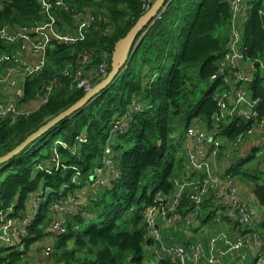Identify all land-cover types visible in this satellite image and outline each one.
I'll use <instances>...</instances> for the list:
<instances>
[{"label": "trees", "instance_id": "16d2710c", "mask_svg": "<svg viewBox=\"0 0 264 264\" xmlns=\"http://www.w3.org/2000/svg\"><path fill=\"white\" fill-rule=\"evenodd\" d=\"M65 3L80 15L90 10L99 21L94 22L85 39L75 45L54 42L48 50L45 68L37 76L23 81V101L32 100L52 80H56V84L48 102L36 112L15 120L0 119V158L82 99L86 93L75 89L78 65L83 64L84 79L88 78L93 85L100 83L95 77L103 55H108V75L117 44L147 11L140 0H65ZM52 12L60 23H71V15L62 9L53 7ZM229 18L228 0H172L156 18L114 84L11 160L5 168L6 176L0 180L3 205L15 203L17 211L39 188L51 191L41 203L39 217L29 229V236L24 239L27 250L49 237L53 240L52 264H144V210L151 205L155 193L161 191L164 196H170L172 180L184 173V155L177 139L183 136L193 118L207 120L216 109L213 93L217 83H210L209 78L224 52ZM44 22L38 0L1 1L0 27L35 28ZM263 25L257 15L244 25V38L252 57L264 58ZM17 49L18 45L0 39V54ZM136 64L142 69L139 72L134 71ZM66 72L68 75L64 74ZM262 82V77L252 81L253 97L260 101V116L264 114ZM132 100L139 102L142 111L134 116L126 133L109 138L111 123L124 114ZM249 127L240 122L238 126L225 128L222 134L226 144ZM84 133L87 141L79 145L78 138ZM56 134L66 142L67 149H57L66 168L49 171L51 173L48 168L37 170L39 162L45 167L51 162L52 150L40 154L39 150H33L35 145L42 141V146L47 147L46 140ZM107 145L117 154L119 179L111 189L90 195L83 209L85 215L65 217L64 234L47 233L44 225L48 207L62 186L70 185L73 174L70 167L80 170L82 186L92 170L101 165ZM29 148H32V156H37L36 161L30 160ZM251 158L252 155L238 159L231 165L230 172L251 184H264V172H242L239 166L234 169L239 161L247 163ZM211 206L207 200L203 203L201 210L207 214L199 220L201 226L213 215ZM187 207L188 201L182 200L180 212H187ZM256 230L264 239V209ZM21 255L11 248L0 249V264H19ZM158 264L173 263L160 260Z\"/></svg>", "mask_w": 264, "mask_h": 264}, {"label": "built area", "instance_id": "2783aa9c", "mask_svg": "<svg viewBox=\"0 0 264 264\" xmlns=\"http://www.w3.org/2000/svg\"><path fill=\"white\" fill-rule=\"evenodd\" d=\"M140 1L144 10H148L154 2ZM38 2L45 19L41 26L17 29L0 27V39L18 45L15 52L0 54V88L12 92L19 87V101L23 97V81L37 76L45 68L47 53L52 44L75 45L83 41L92 24L99 21V17L90 10L83 15L75 13L65 0ZM228 3L230 18L224 52L216 64L215 73L209 78L210 83H217L213 93L216 109L205 122L200 117L193 118L183 136L177 139L185 157L184 173L180 178L172 180L173 191L170 196H164L161 191L155 193L151 205L143 213L146 242L151 241L150 247L158 252L157 264L160 260H168L173 264H264V239L256 230L259 223L258 212L240 194L239 182L230 172L231 165L243 151V145L251 141L253 150L264 149V114H259L260 101L253 97L252 83L262 77L264 90V58L249 55L244 38V25L251 17L257 15L264 22V0H228ZM53 7L70 14L71 23H60L52 12ZM107 58L108 55L104 54L96 81H103L107 75ZM64 74L68 75L67 72ZM83 76L81 63L75 72V89L86 93L95 85ZM55 84L56 80H52L43 87L41 92L34 95L32 102L38 103L40 107L45 105ZM17 109V102L0 101V119L10 117L15 120L18 116L30 114L22 115ZM142 109L139 102L132 100L124 114L111 123L109 138L126 133L134 116ZM240 122L247 123L250 127L244 134L226 144L223 130L238 126ZM86 141L85 133L78 138L79 145ZM57 145L67 149L65 143ZM46 168L48 172L66 168L61 163L57 150L53 151L51 162L46 167L43 163L36 167L37 170ZM70 169L73 172L70 185L62 186L57 198L48 207L44 225L47 233L64 234L65 217L78 213L85 215L83 209L89 202L90 195L94 196L99 190L111 189L120 175L117 154L109 145L103 150L101 165L92 170L83 186L79 184L80 170L76 167ZM257 171L264 172V158ZM50 192L47 188H39L28 196L25 206L17 211L15 203L5 206L0 202V249L11 248L22 253L19 264H52V239L44 237L31 245L29 250L24 244V239L29 236V229L39 217L41 203ZM184 199L188 201V211L180 212ZM206 200L212 205L211 217L220 229L205 240V245L199 238L198 242L183 246H164L159 233L160 224L183 232L188 237H197L202 232L199 220L201 207ZM15 236L20 237V243L15 241ZM23 259L26 262L22 263Z\"/></svg>", "mask_w": 264, "mask_h": 264}, {"label": "water", "instance_id": "95a60500", "mask_svg": "<svg viewBox=\"0 0 264 264\" xmlns=\"http://www.w3.org/2000/svg\"><path fill=\"white\" fill-rule=\"evenodd\" d=\"M172 0H154L151 7L146 13L138 19L128 34L117 44L111 56V71L106 78L95 85L82 99L71 106L69 109L49 121L46 125L41 127L38 131L30 135L22 144L0 158V170L11 164V160L19 155L26 147L33 144L34 141L41 138L49 129L55 126L58 122L66 117H69L74 112L84 107L101 91L114 82L119 77L123 67L132 58L134 52L137 50L146 33L156 21L159 15H162L167 7L171 4ZM160 145V142L158 143ZM251 194L255 198L257 204L264 208V184H252Z\"/></svg>", "mask_w": 264, "mask_h": 264}, {"label": "rangeland", "instance_id": "374dc122", "mask_svg": "<svg viewBox=\"0 0 264 264\" xmlns=\"http://www.w3.org/2000/svg\"><path fill=\"white\" fill-rule=\"evenodd\" d=\"M226 36L227 35H225V37ZM140 70H142V69L139 67V65H137V64L134 65V71L135 72H139ZM150 77H152V76H150ZM18 90H19V87L15 88L12 92L7 91L4 88H0V101H2V100H10L12 102L13 101L17 102V106H18L17 111H19V113H22V115H25L26 113L36 112L40 108L39 104L38 103H33L32 100H28V101L20 100L19 101L18 97H17V91ZM88 92H86V93H88ZM204 122H205V120H204ZM46 141L49 142V145L47 147H43L42 145H43L44 142L41 141V142H39L38 144L35 145L33 150H39L40 154H46L47 152H50L51 150H52V153H53L54 150H57L59 147H62L60 145H57V143H65L66 144V142L61 140L60 137L57 136V134L54 135L53 137H49ZM28 152L30 154V160L31 161H36L37 160V156H34V155L32 156V148H29ZM22 156L23 155H21L19 158H21ZM245 156H248V155H245ZM263 158H264V149L255 151L252 154V158L247 163L243 162V161H239L237 164H235L234 169H236V167L239 166L238 168H240V170L242 172H248V173L255 174V173H257V169L260 167V163H261ZM184 162H185V157L183 156V163ZM6 174H7V170H5V171L4 170L3 171L0 170V180L3 179L6 176ZM181 176H182V174H180L175 179L180 178ZM236 179L240 183V188L239 189L241 190V193H242L241 195L244 197V199H248L250 204H252V206L256 208V210L258 212V216H259V218H261V215L263 214V209L264 208L260 207L257 204L255 198L252 195H250V190H251V187L253 185L249 181H246V180L242 179L240 176H236ZM70 181H71V179H70ZM67 184H69V183H67ZM205 214H207V213L201 212L200 219H203ZM202 226H203L202 227V232H201L202 234L200 236V240L201 241H204L206 238L210 237L212 234H214L215 232H217V230L220 229V227L217 226L214 223L212 217L206 223H203ZM167 228H169V227H167ZM170 230H171V228H170ZM159 233L161 235V243L164 246L165 245H170L171 246V245H177L178 243H182L181 239L172 238L171 236H169V233H172V234L179 233V232L174 231L173 229L169 232L168 230H165L164 228H162L161 230H159ZM180 234L183 236L182 233H180ZM183 239H184V241H186L184 236H183ZM15 241L17 243H20L21 242L20 237L15 236ZM166 241H169V242H166ZM151 244H152L151 241L146 242L144 244V247H143L144 264H154L155 263L154 261L157 260L158 252L156 250H153V249L150 248ZM70 245L71 244H69V246ZM178 245H180V244H178ZM23 261H25V260L23 259L22 263H23Z\"/></svg>", "mask_w": 264, "mask_h": 264}, {"label": "crops", "instance_id": "0c3cea01", "mask_svg": "<svg viewBox=\"0 0 264 264\" xmlns=\"http://www.w3.org/2000/svg\"><path fill=\"white\" fill-rule=\"evenodd\" d=\"M253 151H254V150H253V143L250 141V142L246 143L245 145H243V151H242V153L240 154V156H238V157L236 158L235 161H237L238 159H244V158H246V157H249L250 155L253 154ZM245 155H248V156H245ZM243 156H244V157H243ZM83 185H84V184H83ZM83 185H82V186H83ZM239 188H240V183H239ZM251 189H252V187H251ZM239 191H240V194H242L240 189H239ZM250 195H252V194H251V190H250ZM260 220H262V215H261V218H259V216H258V222H260ZM202 225H203V224H202ZM160 227H161V229L164 228L165 230H168L169 232L172 230V229L170 230V228H167V227L163 226L162 224H160ZM201 227H203V226H201ZM174 231H175V230H174ZM176 232H179V231H176ZM180 233L183 234V236H184V238L186 239V241H184L183 236H182ZM201 234H202V233H199L197 237H195V236H190V237H188V236H187L186 234H184L183 232H179V233H174V234L169 233V236H171L172 238L181 239V240H182V243H178V244H180V246H183V245H186L187 243H190V242H198L197 240H199ZM206 239H207V238H206ZM206 239H205V240H206ZM181 240H180V241H181ZM205 240H204V242H202L203 245L206 244ZM166 242H169V241H166ZM184 242H185V243H184ZM183 243H184V244H183ZM178 244H177V245H178ZM165 246H170V245H165ZM150 248L152 249V247H150ZM154 262H155L154 264H157L156 260H155Z\"/></svg>", "mask_w": 264, "mask_h": 264}]
</instances>
